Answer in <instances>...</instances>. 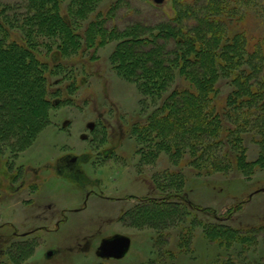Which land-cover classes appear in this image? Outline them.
I'll use <instances>...</instances> for the list:
<instances>
[{"label":"rangeland","instance_id":"374dc122","mask_svg":"<svg viewBox=\"0 0 264 264\" xmlns=\"http://www.w3.org/2000/svg\"><path fill=\"white\" fill-rule=\"evenodd\" d=\"M111 2L103 1L105 12ZM68 4L62 3L66 20ZM204 4L201 0L197 5ZM154 7L174 16L173 0H127L113 11L116 15H105L110 16L109 24L115 22L123 30L144 21L141 17L148 25L154 23ZM260 7L264 5L254 1L245 6L249 16L228 23L232 35L246 34L249 51L254 42H264V21L253 11ZM195 14L180 23L188 30L198 27L201 10ZM93 19L90 15L83 28L75 29L84 34ZM116 46V41L85 46L82 56L72 54L67 59L52 53L50 65L60 62L65 69L50 77L52 106L43 119L41 107L27 109V98H21L34 84L24 78L19 58L0 61V73L11 87L10 94L0 93V260L11 254L17 264H264L262 137L255 132L243 136L247 160L258 163L250 176L234 166L225 173L200 171L199 175L186 165L189 155L174 164L168 154L153 151L146 161L148 150L139 151L142 147L131 128L158 114L159 99L145 98L135 82L115 70L111 55ZM164 47L159 43L156 50ZM142 56L137 50L129 61H141ZM141 63L138 73L145 66ZM176 77L173 88L192 87ZM217 87V102L225 106L233 91L230 80L221 77ZM13 91L19 92L15 96L21 102L14 119L8 114ZM34 115L30 130L26 123ZM166 171L181 172L186 178L183 203L190 216L181 221H171L169 210L150 206L152 202L140 208L146 200L159 201L158 183ZM209 225L240 230L247 238L220 242L205 235Z\"/></svg>","mask_w":264,"mask_h":264},{"label":"trees","instance_id":"16d2710c","mask_svg":"<svg viewBox=\"0 0 264 264\" xmlns=\"http://www.w3.org/2000/svg\"><path fill=\"white\" fill-rule=\"evenodd\" d=\"M65 1H69V20L62 15ZM103 1L15 0L14 3H2L0 0V61L5 57H18L24 67V78L30 85L34 84V88L28 87L22 92L21 98H27L24 101L27 109L41 107L39 117L43 119L44 111L47 114L52 106L48 98L53 94L49 88L50 77L56 76L57 70L65 69L60 62L50 65L52 53L57 51L67 59L72 54L82 56L85 46L91 48L116 41L117 46L111 55L115 70L135 82L145 98L155 96L159 99V106L157 104L155 109L158 114L151 115L152 118L144 124L133 123L131 128L142 147L139 151L148 150L146 161L153 151L157 155L161 152L168 154L174 164L189 155L186 165L192 166L199 175L200 171L225 173L232 166L246 176L252 175L258 163L247 160L243 136L255 132L264 143V42H254L249 51L246 34L241 31L232 35L228 23L229 20L243 21L250 14L245 6L254 1L264 5V0H205L203 8L198 6L201 0H173L174 16L154 7L152 14L157 18L154 23L148 25L141 17L144 21L135 22L123 30L115 22L109 24V18L116 15L113 11L127 0H112L107 12ZM133 1L140 3V0ZM197 9L202 13L197 20L199 25L188 30L180 22L194 15ZM253 11L264 21V7ZM109 12L107 19L105 13ZM90 15L94 19L85 26L82 34L75 28H83ZM159 43H164L165 47L158 52ZM137 50L143 54L141 61L145 62L139 73L137 68L141 61H129V56ZM157 56L159 59H155ZM179 75L192 87L173 88ZM0 76V93L10 94L8 78L2 77L1 73ZM221 77L228 78L233 87L225 106L216 99ZM68 88L73 90L71 84ZM15 92L8 110L13 119L21 105ZM0 101L3 103L2 98ZM5 107L8 109L7 105ZM36 117L26 123L30 130L35 126ZM7 124L10 126L12 122L7 120ZM23 127L19 129L22 135L26 129ZM162 176L158 183L161 198L141 203V211L152 202L150 206L169 210L167 213L173 216L171 221L190 216L183 203L186 200L185 176L177 171H166ZM144 214L141 212L140 216ZM205 235L223 243L247 238L240 230L218 225L205 227ZM0 264L17 263L9 254L8 258L0 260Z\"/></svg>","mask_w":264,"mask_h":264}]
</instances>
